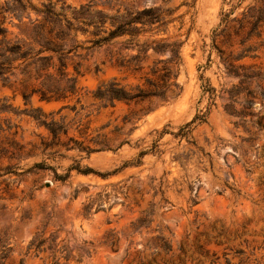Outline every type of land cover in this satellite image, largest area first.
Masks as SVG:
<instances>
[{"label":"rangeland","instance_id":"374dc122","mask_svg":"<svg viewBox=\"0 0 264 264\" xmlns=\"http://www.w3.org/2000/svg\"><path fill=\"white\" fill-rule=\"evenodd\" d=\"M5 1L0 0V27L11 38L19 35V21L2 12ZM48 1L32 0L37 6ZM191 1L169 4L176 8V19L159 36L183 41L177 78L182 91L169 92L166 100L116 101L104 107L93 98L97 85L113 77L128 86L142 84L153 58L170 55L152 54L143 71H134L117 64L120 44L78 50L69 61L74 74V65H80L78 91L66 100L47 102L35 93L26 103L24 94L38 86L35 78L19 69L7 81L0 78V106L13 107L0 108V236L12 246L5 264H53L56 259L60 264H264V79L243 78L255 97L241 93L235 105L253 115L236 126L239 118L225 104L231 101L227 90L242 76L229 73L223 60L251 45L256 50L235 64L243 65L241 73L264 75V22L258 29L261 35L242 45L251 24L245 19L240 28L235 19H242L248 5L256 2L245 0L224 23L229 0H195L189 6ZM66 2L113 12L162 0ZM31 15L36 17L33 11ZM89 37L79 34L84 41ZM207 78L216 89L215 103L207 119L194 127L193 143L175 134L207 109ZM74 104L77 110L71 108ZM37 106L64 118L68 132L54 138L21 112ZM156 138L161 153L149 152L140 164L128 163ZM78 162L93 171L73 168L68 180L55 177L54 170L64 173ZM92 199L94 205L85 214L84 206ZM143 216L147 225L135 228L133 223ZM38 232L58 236L59 247L67 249L55 257L51 251L28 250ZM111 233L113 245L105 242ZM158 236L167 240L169 250L157 245Z\"/></svg>","mask_w":264,"mask_h":264},{"label":"trees","instance_id":"16d2710c","mask_svg":"<svg viewBox=\"0 0 264 264\" xmlns=\"http://www.w3.org/2000/svg\"><path fill=\"white\" fill-rule=\"evenodd\" d=\"M173 0H162L159 5H146L144 7H133L126 5L123 8H117L113 12L103 9L93 8L91 4H81L79 6L67 3L66 0H49L42 2L37 6L32 0H6L2 7V12L16 17L19 21V35L8 37V29L0 27V78L4 81L10 79V76L19 69L24 75L35 78L38 86L33 87L30 93H25L26 103L30 101L33 94L37 93L43 101H62L69 98L78 91V74L80 65H74L76 74L69 70V61L77 55L79 49H92L104 45L120 44L117 64L120 67L132 69L134 71H143L144 62L149 60L152 54H164L169 52L166 59L160 57L153 58V64L149 71L142 76L144 82L135 86H128L113 77L109 80L101 81L92 91V96L98 100L104 107L113 106L116 101H139L147 98L156 97L160 100H166L169 92L180 94L182 87L177 82L179 67L183 60L182 45L183 41H169L168 38L159 37L162 32H166L169 24L176 19L174 13L176 8L169 4ZM245 0H229L231 9L223 12L222 21L229 22L231 14ZM195 0L188 3L191 6ZM254 5H248L240 20V28H244L245 19L251 24L248 35L241 39V44L245 43L255 34L260 36L258 30L264 22V0H252ZM31 11L36 14L33 18ZM27 17L28 21L24 18ZM88 34V39L81 40L79 34ZM90 45H85V42ZM255 47L245 46L237 55L231 54L223 58L227 64L229 73L242 76L239 84L233 85L228 91L231 101L225 104V110L239 120L234 123L236 126L245 124L247 115H253L252 112L244 108H237L235 97L241 93L246 96L255 97L254 92L244 86V79H264L260 71L241 73L242 64L236 65L235 61L248 56ZM126 51V53H124ZM257 55H253L256 57ZM211 62V58H209ZM202 79H205L201 75ZM244 78V79H243ZM207 83L203 84L204 93H209L210 102L206 110H200L193 119L182 126L175 134L185 137L195 143L192 139L193 129L207 119L210 107L215 103L216 89L207 78ZM248 103H252L246 99ZM68 105H64L67 107ZM4 110H13L11 104L0 106ZM77 110L74 104L71 106ZM34 118L39 124L44 125L54 136L58 137L62 133L68 132V124L64 118L56 119L53 112L46 113L41 106L26 108L21 111ZM261 121L259 123L261 124ZM166 130L161 132L165 133ZM107 146L104 142H95ZM89 152L92 149L88 150ZM163 150L159 139L156 138L151 148L142 149L138 157L128 163L140 164L142 157L149 153H161ZM175 159H181V156H174ZM186 159V157H185ZM127 164V163H126ZM38 165H41L38 163ZM46 165V164H43ZM44 168L50 166H43ZM75 168L79 172L89 173L92 168L82 166L79 162L70 166L66 172L59 173L54 170L55 177L62 181L71 177V170ZM95 199H92L84 206L85 214H89ZM148 219L140 217L133 223L135 228L147 225ZM157 245L165 250L170 249V244L164 237L158 236ZM114 234L107 236L105 242L114 244ZM34 250L37 254L44 251H51L55 257L58 251H64L65 246L59 247L58 236L51 234L45 237L43 232H38L29 242L28 250ZM12 251V246L0 236V264H5ZM69 259V254L64 255ZM53 264H60L55 260Z\"/></svg>","mask_w":264,"mask_h":264},{"label":"water","instance_id":"95a60500","mask_svg":"<svg viewBox=\"0 0 264 264\" xmlns=\"http://www.w3.org/2000/svg\"><path fill=\"white\" fill-rule=\"evenodd\" d=\"M49 183V182H48Z\"/></svg>","mask_w":264,"mask_h":264}]
</instances>
